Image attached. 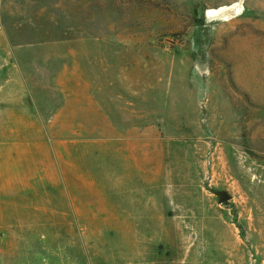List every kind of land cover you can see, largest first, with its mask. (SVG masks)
<instances>
[{
  "label": "rangeland",
  "instance_id": "374dc122",
  "mask_svg": "<svg viewBox=\"0 0 264 264\" xmlns=\"http://www.w3.org/2000/svg\"><path fill=\"white\" fill-rule=\"evenodd\" d=\"M0 264H264V0H0Z\"/></svg>",
  "mask_w": 264,
  "mask_h": 264
},
{
  "label": "bare ground",
  "instance_id": "6f19581e",
  "mask_svg": "<svg viewBox=\"0 0 264 264\" xmlns=\"http://www.w3.org/2000/svg\"><path fill=\"white\" fill-rule=\"evenodd\" d=\"M235 7L234 6H232V7H220V8H218V9H216V10H210V11H208V13L207 14H210V15H223V14H227L229 11H232L233 9H234ZM238 12V10L235 12V13H237ZM206 14V15H207ZM226 16V15H225ZM213 17V16H212Z\"/></svg>",
  "mask_w": 264,
  "mask_h": 264
},
{
  "label": "water",
  "instance_id": "95a60500",
  "mask_svg": "<svg viewBox=\"0 0 264 264\" xmlns=\"http://www.w3.org/2000/svg\"><path fill=\"white\" fill-rule=\"evenodd\" d=\"M218 198V203H224L230 200L231 196L225 191H217L214 193Z\"/></svg>",
  "mask_w": 264,
  "mask_h": 264
}]
</instances>
